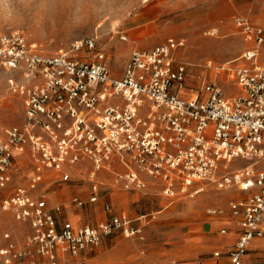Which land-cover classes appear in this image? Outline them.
Masks as SVG:
<instances>
[{
  "label": "built area",
  "instance_id": "2783aa9c",
  "mask_svg": "<svg viewBox=\"0 0 264 264\" xmlns=\"http://www.w3.org/2000/svg\"><path fill=\"white\" fill-rule=\"evenodd\" d=\"M233 22L248 46L241 55L245 62L230 70L237 87L231 95L211 79L190 86L188 65L175 60L182 39L133 49L115 75L95 36L55 53L37 51L19 31L0 36V67L24 77L9 81L21 97L23 122L0 133V210L31 229L22 243L9 232L0 234V264H40V259L67 264V255L92 249L105 237L144 239L142 226L125 211L74 226L60 217L62 204L48 205L44 193L36 192L50 173L57 182L70 181L69 168L83 159L91 163L90 193L71 199L77 207L106 193L100 173L114 163L122 171L113 172L112 187L125 191L145 190L149 181L170 198L194 195L203 182L245 191V197L228 203L239 219L236 242L225 253L213 252L228 264H244L250 242L264 236V64L257 61L264 28L243 15ZM119 37L125 40L127 34ZM16 153L28 155L32 172L27 185L7 193L19 172ZM237 159L246 163L229 168ZM103 209L111 206L104 202Z\"/></svg>",
  "mask_w": 264,
  "mask_h": 264
},
{
  "label": "rangeland",
  "instance_id": "374dc122",
  "mask_svg": "<svg viewBox=\"0 0 264 264\" xmlns=\"http://www.w3.org/2000/svg\"><path fill=\"white\" fill-rule=\"evenodd\" d=\"M51 1L0 0V36L19 31L43 53H55L67 49L76 39L95 36L115 75L121 74L133 49H149L169 37L182 39L184 45L176 51L175 60L188 65L190 86L196 87L203 79H211L220 83L229 95L237 91L230 70L245 62L241 55L248 46L233 17L247 16L264 28V0H59L50 7ZM122 33L127 34L125 40L119 37ZM257 61L264 64V42ZM23 79L21 72L0 67V133L8 126L23 122L21 97L9 88L10 80ZM237 160L235 166L246 163ZM17 175L11 186L26 185L29 171ZM99 180L104 187L112 185L110 179ZM88 186V179L80 177L54 183L47 187L48 204L61 203L69 219L94 225L106 217L101 202L85 207L70 204L75 196L86 198ZM199 187L201 191L194 195L175 198L107 188L106 191H114L105 199L115 211H125L135 224L142 226L144 239L121 234L105 237L92 249L67 255L66 263L139 264L144 260L148 264L173 261L197 264L203 260V264H215L208 259L217 247L204 237L214 232L220 234L225 223L217 222V217L207 210L226 208L235 193L233 188L216 189L210 182L199 183ZM3 232H9L13 240L22 243L31 229L0 210V234ZM248 253L249 260L245 257L244 264H264V244ZM251 257L257 261L252 262ZM40 262L48 264L42 259Z\"/></svg>",
  "mask_w": 264,
  "mask_h": 264
},
{
  "label": "crops",
  "instance_id": "0c3cea01",
  "mask_svg": "<svg viewBox=\"0 0 264 264\" xmlns=\"http://www.w3.org/2000/svg\"><path fill=\"white\" fill-rule=\"evenodd\" d=\"M254 23V22H253ZM14 161L15 163L17 164V166L19 167V172H18V175H22L23 171H29V175H28V178L32 172L31 170V166L29 165V162H28V155L26 153H16L14 155ZM238 160H234L232 163H230V165L233 167H236L235 165V162H237ZM243 161V160H242ZM229 165V166H230ZM91 168V163L89 160L87 159H83L77 163H75L74 165H72L70 168H69V171L71 173V180H76L78 179V177L82 178V179H88V184H90L89 182V177H88V173H89V170ZM231 168V167H230ZM115 171H122V166L119 164V163H114L113 164V167L112 169L109 171H102L100 173V179H105V181H107L108 179L111 180V183H112V179H113V172ZM17 175V176H18ZM16 176V177H17ZM56 175L54 173H50L48 175H46V179L44 181H42L38 187L36 188V192H43L44 193V196L46 198V201H47V204H48V199L50 198H47L48 196V193H47V187L48 186H52L54 183H65V182H57L56 181ZM13 181V179H12ZM27 184H28V181H27ZM26 184V185H27ZM111 187H106V188H115V187H112V185H110ZM12 186H11V183L7 189V193L8 192H11L12 190ZM118 189V188H117ZM118 190H121V189H118ZM35 191V190H34ZM33 191V192H34ZM112 191L114 190H111L110 189L108 191H106V193L95 203L93 204H87L89 206H94L96 205L98 202H101L102 203V208H103V203L104 202H107L109 203L108 200L105 199L106 196H111L113 193ZM121 191H125V190H121ZM127 192H131V191H127ZM132 192H136V193H139V192H142V194H152V193H158L155 189V186L151 183V181H149V184H148V187L147 189L145 190H142V191H132ZM233 192L235 193V196L233 198H231L228 203L232 200H236V199H239V198H243L246 196V192L245 191H241V190H238L235 188H233ZM238 192H243L242 194H239ZM90 193V189H89V186H88V195ZM88 197V196H87ZM56 204V203H55ZM61 204V203H60ZM71 204V203H70ZM49 205V204H48ZM73 205V204H71ZM109 205L111 206V210L110 211H105L106 213V217L104 219H106L110 214H113V213H117V212H120L119 211H115L113 209V206L109 203ZM74 206V205H73ZM85 207V206H84ZM222 208V207H220ZM64 207H62V212L60 214V217L62 219H65V220H69L73 223L74 226H78V225H82V224H85V223H79L77 221H73L71 219H69L64 211H63ZM225 211L223 214H217L215 215L216 217V221H221V222H224L225 225L222 226L220 228V234L219 233H212L211 235L209 236H205L204 238H207L208 239V242L211 243V245L213 246H216L217 248L213 251H220L222 253H225L228 249H230L234 243L236 242L237 240V237H238V234H239V219L238 217H235V216H232L230 214V211L228 209V204H227V207L226 208H223ZM122 211V210H121ZM141 217V216H140ZM104 219H101L100 221L104 220ZM137 219H140L139 217H137ZM98 221V222H100ZM97 222V223H98ZM96 223V224H97ZM133 223H134V219H133ZM135 224V223H134ZM213 221H211V225L212 226ZM136 225H140V224H136ZM204 229V228H202ZM224 229L225 231L224 232H221V230ZM261 244H264V236L262 237H257V238H254L250 244H249V247L245 253V255L243 256V260H245V257H247V255L249 256L250 254L248 253L250 250L254 249V247L258 246V245H261ZM213 252H212V255L211 257L208 259V260H214L215 264H228V259L224 256H220V257H214L213 256ZM41 260V259H40ZM247 260H249V257H247ZM252 262H256L257 259L254 258V257H251L250 259ZM43 261V259H42ZM143 262L145 264H148L147 262H145L144 260L140 261V263ZM41 263V262H40ZM139 263V264H140ZM176 262L173 261L171 263H167V264H175ZM184 263H187V262H183L182 264ZM244 263V261H243ZM156 264H163L162 262L160 263H156ZM197 264H203V260L200 261V263H197ZM254 264V263H253Z\"/></svg>",
  "mask_w": 264,
  "mask_h": 264
},
{
  "label": "bare ground",
  "instance_id": "6f19581e",
  "mask_svg": "<svg viewBox=\"0 0 264 264\" xmlns=\"http://www.w3.org/2000/svg\"><path fill=\"white\" fill-rule=\"evenodd\" d=\"M59 0H52L51 2H48V4H50V7L54 6L55 4L58 3ZM66 6V2L63 4L62 9H65Z\"/></svg>",
  "mask_w": 264,
  "mask_h": 264
}]
</instances>
